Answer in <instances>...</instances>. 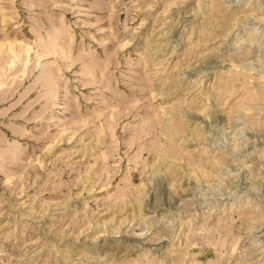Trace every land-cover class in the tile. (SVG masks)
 Segmentation results:
<instances>
[{
  "label": "rangeland",
  "instance_id": "rangeland-1",
  "mask_svg": "<svg viewBox=\"0 0 264 264\" xmlns=\"http://www.w3.org/2000/svg\"><path fill=\"white\" fill-rule=\"evenodd\" d=\"M0 264H264V0H0Z\"/></svg>",
  "mask_w": 264,
  "mask_h": 264
}]
</instances>
